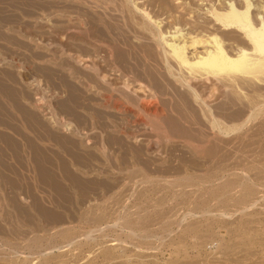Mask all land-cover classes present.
I'll list each match as a JSON object with an SVG mask.
<instances>
[{
  "label": "rangeland",
  "instance_id": "obj_1",
  "mask_svg": "<svg viewBox=\"0 0 264 264\" xmlns=\"http://www.w3.org/2000/svg\"><path fill=\"white\" fill-rule=\"evenodd\" d=\"M132 1L167 40L176 26L183 42L217 31L206 0ZM120 2L0 0V264H264V113L206 128L166 46ZM190 84L227 122L243 95L264 96L262 83Z\"/></svg>",
  "mask_w": 264,
  "mask_h": 264
},
{
  "label": "bare ground",
  "instance_id": "obj_2",
  "mask_svg": "<svg viewBox=\"0 0 264 264\" xmlns=\"http://www.w3.org/2000/svg\"><path fill=\"white\" fill-rule=\"evenodd\" d=\"M206 1L208 2L207 6H205L206 8L205 7H203L205 9L201 8L203 10L202 15H204V18H202L203 19L202 23L203 22H204L203 24L210 23L212 27L215 26L217 28L216 29L217 31L209 34L207 33L208 36H205V38L203 36L196 35V37L193 38L191 42H183L184 37L183 35L179 34L180 29L177 26L175 28L172 27L177 23L174 25L172 24L170 28V29L172 28L174 29V30L172 29L173 32L170 38H173L175 40H170V39L167 40L164 37V34L162 33L164 31L161 32L159 28L160 22L158 20H152L149 12L143 9L144 6L143 7L138 6L132 0H121L120 3L123 11L130 18L133 17L134 15L133 10L140 12L142 14L140 18L143 20L145 19L147 21L145 22L141 21L140 23H138L139 21H137L136 23L134 22V24L135 25L137 24L139 30L141 29L144 30V32L145 31L148 32L151 35V37L154 38L157 44H160L162 42L166 46V49L164 48L165 50H163L164 56L167 58V59L164 58L166 65L165 69L167 71V74L174 77V79L180 84V86L184 88V92L180 99L181 102L186 106L195 104L196 107L198 108L199 115L202 117L203 120L202 123H204L206 128H208L210 131H213L215 134L218 133L221 135H225L231 131L233 132L236 130H240L241 128L245 127L249 122L255 120L258 115L264 113V101H259V98L264 96H262L261 93H260L261 95L258 94L259 92H257V96H256L257 98H254L253 95L251 97H248L247 95L249 94L243 95L244 99H247L246 110H243V112L240 115L238 114L239 117L237 116L234 117L236 119H234L233 121L230 120L227 122L221 120L223 117H218V115H215L214 112H212L210 107L206 105V103L202 99L203 96L202 97L200 96L199 90L196 89L194 86H192L190 82L192 80H202L205 82L212 80L215 81V83L216 82L219 84L221 83V85L223 84L225 87L230 88V91L232 89L233 90L232 92L237 90L241 91L244 85L248 87H250L251 85L257 86L258 83H262L264 85V11H263L264 5H261V3H259V1L261 0L257 2L258 4L256 3L257 5L253 4L254 3L253 0H216V2L214 3H211L208 0ZM162 5H164V2ZM254 6L258 8L257 10L258 12L257 14L255 12V16H252L251 8H253ZM168 9H169L168 13L170 14L174 13L173 10L174 5L171 6L169 5ZM174 17L173 19H175ZM151 23H153V25H151ZM228 29H232L236 33H238L240 35L239 38L240 41L242 40L243 41L239 42L237 39H235L234 41L239 44L236 43L237 45L235 44V46L232 45L231 47L227 46L228 47L227 48L224 45L223 42L224 40H222L221 32H223V30H228ZM165 33H169V32H165ZM177 37H179V39H177ZM197 45H201L203 47L201 53L196 54L194 57L188 58L187 57L188 47L189 46L195 47ZM168 60L172 62V64L170 63L169 65ZM173 65L178 68L176 70L178 73H180V75L176 76L175 72H173L172 69ZM258 88L259 86H257V89ZM2 91L3 93L5 92L4 89H2ZM235 94L237 98L241 99L238 92H235ZM254 95H256V93ZM7 98L9 97L7 96ZM237 98L236 100H238ZM181 102H179V104ZM144 104L145 107L149 105L146 103V101ZM143 110L144 109L140 110V112L142 111L143 113L146 114V116L148 115L155 117L157 115V113L155 112L156 110L155 108L151 110V113L150 112L146 113L145 112L146 110L145 111ZM153 123H155V121ZM151 125L153 128L157 126V124L156 126L155 124H151ZM36 152H35V156L37 155ZM33 159L36 160V158L34 157ZM41 163L42 162H40V164ZM40 164L38 168L41 169L42 165L40 166ZM41 172L42 169L40 173Z\"/></svg>",
  "mask_w": 264,
  "mask_h": 264
}]
</instances>
